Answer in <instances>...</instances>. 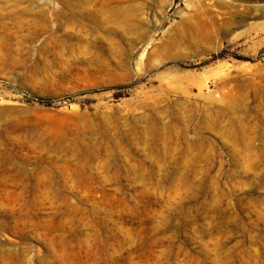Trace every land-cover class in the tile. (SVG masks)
I'll return each mask as SVG.
<instances>
[{
  "label": "rangeland",
  "instance_id": "1",
  "mask_svg": "<svg viewBox=\"0 0 264 264\" xmlns=\"http://www.w3.org/2000/svg\"><path fill=\"white\" fill-rule=\"evenodd\" d=\"M0 264H264V0H0Z\"/></svg>",
  "mask_w": 264,
  "mask_h": 264
},
{
  "label": "trees",
  "instance_id": "2",
  "mask_svg": "<svg viewBox=\"0 0 264 264\" xmlns=\"http://www.w3.org/2000/svg\"><path fill=\"white\" fill-rule=\"evenodd\" d=\"M39 101H41V102H42L43 100H42V99H39Z\"/></svg>",
  "mask_w": 264,
  "mask_h": 264
},
{
  "label": "bare ground",
  "instance_id": "3",
  "mask_svg": "<svg viewBox=\"0 0 264 264\" xmlns=\"http://www.w3.org/2000/svg\"><path fill=\"white\" fill-rule=\"evenodd\" d=\"M204 15V14H203Z\"/></svg>",
  "mask_w": 264,
  "mask_h": 264
}]
</instances>
